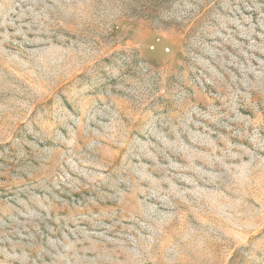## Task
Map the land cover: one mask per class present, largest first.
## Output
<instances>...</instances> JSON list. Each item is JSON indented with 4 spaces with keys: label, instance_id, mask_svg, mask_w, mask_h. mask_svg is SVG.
I'll use <instances>...</instances> for the list:
<instances>
[{
    "label": "rangeland",
    "instance_id": "rangeland-1",
    "mask_svg": "<svg viewBox=\"0 0 264 264\" xmlns=\"http://www.w3.org/2000/svg\"><path fill=\"white\" fill-rule=\"evenodd\" d=\"M0 264H264V0H0Z\"/></svg>",
    "mask_w": 264,
    "mask_h": 264
}]
</instances>
